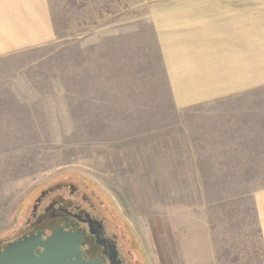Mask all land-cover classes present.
I'll list each match as a JSON object with an SVG mask.
<instances>
[{"label": "rangeland", "instance_id": "obj_1", "mask_svg": "<svg viewBox=\"0 0 264 264\" xmlns=\"http://www.w3.org/2000/svg\"><path fill=\"white\" fill-rule=\"evenodd\" d=\"M49 1L61 43L49 56L58 57L53 52L60 53L70 81L65 98H49V106L42 107L48 113L0 114L1 127L9 124L4 122L9 118H17V122H11L16 128L10 131L13 136L6 140L8 143L0 141V212L11 207L15 215L0 225V239L18 233L17 227L24 223L26 207L31 204V194L39 186L61 176H83L97 191L113 198L111 204L125 216L139 246L133 252L140 264H264V232L257 219L253 193L264 188V177L260 176L264 172L243 169L241 176H216L220 172L209 170L206 163L183 160L192 149L198 155L206 152L208 147L203 141L209 136L208 125L220 121L218 113L226 103L216 102L177 114L121 113L132 109V105L122 107L123 73L132 74L136 69L115 58L108 65L100 58L102 63L96 66L94 59H86L93 65L77 68V24L81 31L93 24L101 25L119 10L126 11L127 18L133 20L142 13L149 18L155 2L175 6L195 2ZM250 2L256 3L259 32H264V0H242L241 5L249 6ZM145 23L147 26L148 21ZM145 31V40H153L149 26ZM131 41H137V37H131ZM151 62L157 66L154 57ZM9 63L0 62V77L9 78L20 68ZM77 72L85 76L110 74L115 78V97L102 95V104L100 98L98 102L87 97L88 89L97 85L95 82L79 83L77 96ZM102 86L103 83L98 85V91L104 94ZM1 99L2 103L9 101ZM129 101L131 98L126 99ZM93 102L91 106L84 105ZM24 110L25 107L21 109ZM153 122L156 128L147 129ZM192 165L199 171L190 170ZM192 173L199 176L188 177Z\"/></svg>", "mask_w": 264, "mask_h": 264}, {"label": "crops", "instance_id": "obj_2", "mask_svg": "<svg viewBox=\"0 0 264 264\" xmlns=\"http://www.w3.org/2000/svg\"><path fill=\"white\" fill-rule=\"evenodd\" d=\"M241 1L187 0L195 3L176 6L155 2L149 18L142 13L131 20L126 11L119 10L101 25L78 31L77 24V68L93 65L86 59H94L96 66L102 58L106 65L115 58L136 69L132 74L123 73L121 103L123 108L132 105V109L121 113L177 114L216 102L226 103L217 112L220 121L208 125L209 136L203 141L208 147L206 152L198 155L192 149L183 160L206 163L209 170L220 172L216 176H241L243 169L264 172V101L259 102L264 99V88H259L264 85V32H259L256 3L242 7ZM148 26L153 40L147 42ZM131 37H137V41H131ZM60 44L49 0H0V62L20 67L9 78L0 77V99H9L4 103L0 100V107L6 108L0 109V114L48 113L42 107L49 106V98L66 97L70 80L65 60L60 53L53 52L58 57L49 56ZM153 57L157 66L152 65ZM87 75L77 72V96L81 83L95 82L97 85L87 88V97L100 98L101 104L103 96L115 97L113 76L102 72ZM101 83L104 94L98 91ZM91 104L94 102L84 103ZM39 106L41 110L34 109ZM8 120L4 121L9 123L7 126L0 125V141L5 144L13 136L10 131L16 127L11 122H17V118ZM32 127L26 128L33 131ZM155 128V122L147 127ZM193 165L190 170L198 172ZM253 193L257 219L264 232V188ZM13 217L11 207L0 212V219L5 218L0 225Z\"/></svg>", "mask_w": 264, "mask_h": 264}, {"label": "flooded vegetation", "instance_id": "obj_3", "mask_svg": "<svg viewBox=\"0 0 264 264\" xmlns=\"http://www.w3.org/2000/svg\"><path fill=\"white\" fill-rule=\"evenodd\" d=\"M61 177L31 194L24 223L17 227L18 233L0 239V248L33 233L45 232L46 237L61 227L81 234V250L87 259L112 264L110 256L115 253L120 264H140L133 252L139 250L133 230L111 204L113 198L97 191L83 176Z\"/></svg>", "mask_w": 264, "mask_h": 264}, {"label": "water", "instance_id": "obj_4", "mask_svg": "<svg viewBox=\"0 0 264 264\" xmlns=\"http://www.w3.org/2000/svg\"><path fill=\"white\" fill-rule=\"evenodd\" d=\"M25 235L0 248V264H103L99 258H85L81 250L80 233L61 227ZM112 264H120L117 254L110 256Z\"/></svg>", "mask_w": 264, "mask_h": 264}]
</instances>
